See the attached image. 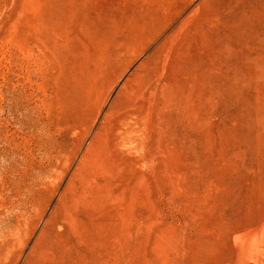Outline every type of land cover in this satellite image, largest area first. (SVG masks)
<instances>
[{
	"label": "rangeland",
	"instance_id": "obj_1",
	"mask_svg": "<svg viewBox=\"0 0 264 264\" xmlns=\"http://www.w3.org/2000/svg\"><path fill=\"white\" fill-rule=\"evenodd\" d=\"M34 260L264 264V0H0V264Z\"/></svg>",
	"mask_w": 264,
	"mask_h": 264
},
{
	"label": "bare ground",
	"instance_id": "obj_2",
	"mask_svg": "<svg viewBox=\"0 0 264 264\" xmlns=\"http://www.w3.org/2000/svg\"><path fill=\"white\" fill-rule=\"evenodd\" d=\"M211 19H212V18H211ZM213 19H214V18H213ZM215 19H216V18H215ZM218 19H219V17H218ZM219 20H220V19H219ZM207 21H208V20H207ZM210 21H212V20H210ZM213 22H214V21H213ZM207 24H208V23H207ZM212 24H214V23H212ZM212 24H211V25H212ZM211 25H210V26H211ZM214 25H215V24H214ZM215 27H216V26H215ZM206 29H207V28H206ZM206 29H205V30H206ZM198 30H199V29H198ZM198 30L196 29L195 31L197 32ZM199 31H200V30H199ZM199 31H198V32H199ZM207 31L209 32L208 29H207ZM211 31H212V29H211ZM211 31H210V32H211ZM202 32H203V31H202ZM202 32H200V34H201ZM206 33H207V32H206ZM207 34H208V33H207ZM203 35H204V34H202V36H203ZM188 36H189V34H188ZM190 36H191V35H190ZM193 37H195V36H193ZM193 37H192V39H193ZM204 37H205V35H204ZM201 38H202V37H201ZM190 39H191V37H190ZM184 40H186V37H185ZM188 40H189V39H188ZM202 40H203V39H202ZM199 41H200V40H199ZM182 42H183V41H182ZM195 42H196V41H195ZM178 43H179V42H178ZM178 43H177V46L180 48V46L178 45ZM179 44H181V43H179ZM183 44H184V43H183ZM167 46H168V45H167ZM167 46H166V47H167ZM176 50H177V49H176ZM176 50H174V52H176ZM177 52H178V51H177ZM173 54H174V53H173ZM176 54H177V53H176ZM175 56H177V55H175ZM172 57H173V56H172ZM188 57H189V55H188ZM181 59L183 60V58H181ZM149 61H151V60H149ZM149 61H148V62H149ZM178 61H179V60H178ZM187 61H188V60H187ZM182 63H183V62H181V64H182ZM194 63H195V62H194ZM183 64H184V63H183ZM186 64H187V62H186ZM149 65H150V63H149ZM149 65H148V66H149ZM189 65H190V64H189ZM189 65H188V66H189ZM191 65H192V64H191ZM195 65H196V64H195ZM149 67H150V66H149ZM189 67H190V66H189ZM193 67H194V66H192V69H193ZM196 67H197V66H196ZM196 67H195V68H196ZM186 68H187V66H186ZM190 68H191V67H190ZM197 68H198V67H197ZM192 69H191V70H192ZM187 70H188V68H187ZM194 71H195V70H194ZM196 71H197V70H196ZM187 73H188V72H187ZM190 73H191V72H190ZM193 74H194V73H193ZM193 74H191V76H190L191 79H192V76H195L196 72H195L194 75H193ZM185 76H186V75H185ZM188 78H189V75H188ZM188 78H187V79H188ZM191 79H189V80H191ZM182 80H183V78H182ZM183 81H184V80H183ZM186 81H187V80H186ZM186 81H185L184 83H186ZM191 81H192V80H191ZM156 83L159 84L158 81H157ZM156 83H155V84H156ZM184 83H183V84H184ZM188 83H190V82H188ZM188 83H187V84H188ZM183 84H182V85H183ZM184 85H186V84H184ZM186 86H187V85H186ZM67 218H69V217H67ZM71 218H72V216H71ZM73 219L76 220L74 217H73ZM73 219H70V220L73 221ZM67 220H68V219H67ZM67 220H66V221H67ZM67 222H68V221H67ZM69 223H70V224H69ZM69 223H67V224L71 225V223H73V222H70V221H69ZM67 224H66V225H67ZM73 224L75 225V222H74ZM76 224H77V223H76ZM71 226H72V225H71ZM68 228H70V227H68ZM72 228H73V227H72ZM76 228H77V227H76ZM73 229H74V228H73ZM73 229H72V230H73ZM67 230H68V229H67ZM70 230H71V229H69L68 231H70ZM60 232H62V231H60ZM60 232H59V233H60ZM81 233H82V232H81ZM83 233H84V231H83ZM244 233H245V232H244ZM70 234H71V231H70ZM74 234H75V232H74ZM241 234H242V233H241ZM71 235H73V234H71ZM237 236H238V235H237ZM74 237H75V235H74ZM78 237H79V236H78ZM71 238H72V237H71ZM80 240H81V239H80ZM80 240H78V239L76 240V239H75L76 244H77V242H79ZM71 241H72V240H71ZM252 241H253V240H252ZM74 243H75V242H74ZM85 243H86V242H85ZM52 244H54V243L52 242ZM52 244H51V245H52ZM86 244H87V243H86ZM54 245H55V244H54ZM71 246H72V245H71ZM47 247H48V246H47ZM47 247H46V245L44 246V248H46V249H47ZM50 247H51V246L49 245V250H50ZM57 247H58V245H57ZM79 247H80V246H79ZM87 247H88V246H86V248H87ZM52 248L55 249V248L53 247V245H52ZM69 248H70V247H69ZM72 248H73V247H72ZM75 248H77V245H76V247H74V249H75ZM88 248H89V247H88ZM90 248H91V246H90ZM90 248H89L88 250H90ZM46 249H45V250H46ZM53 249L50 250V251L53 252ZM67 249H68V248H67ZM77 249H78V248H77ZM42 250H43V249H42ZM45 250H44V252H45ZM49 250H48V251H49ZM70 250H71V249H70ZM72 250H73V249H72ZM81 250H82V249H81ZM81 250L79 249V251H81ZM85 250H86V249H85ZM57 251L60 252V250H58V248H57ZM62 251H63V250H62ZM66 251H67V250H66ZM66 251H65V254L67 253ZM73 251H74V250H73ZM73 251H71V253H74ZM86 251H87V250H86ZM52 252H51V254H53ZM68 252H69V250H68ZM81 252H83V251H81ZM87 252H88V251H87ZM47 253H48V252H47ZM56 253H58V252H56ZM56 253H55V254H56ZM78 253H79V252H78ZM51 254H49V255H51ZM55 254H53V255L55 256ZM58 254H60V253H58ZM65 254H64V255H65ZM74 254H75V253H74ZM79 254H80V253H79ZM82 254H83V253H82ZM82 254H81V257H82ZM44 255H46V254L44 253ZM47 255H48V254H47ZM47 255L44 256V257H46V262L49 261V258H50V257H49V258L47 259V257H48ZM83 255H84V254H83ZM84 256H85V255H84ZM44 257H43V258H44ZM37 258H39V257H37ZM37 258H36V259H37ZM53 258H54V257H53ZM53 258H51V259L53 260ZM55 258L57 259V257H55ZM83 258H84V257H83ZM51 259H50V260H51ZM38 260L40 261V259H38ZM42 260H43V259H42ZM86 260H87V259H86ZM34 261H35L34 263L36 264L37 260H34ZM60 262L62 263V261H60ZM40 263H41V262H40ZM31 264H33V263H31Z\"/></svg>",
	"mask_w": 264,
	"mask_h": 264
}]
</instances>
